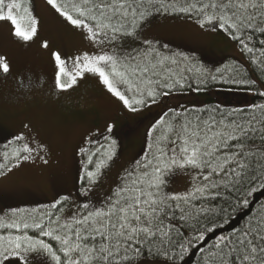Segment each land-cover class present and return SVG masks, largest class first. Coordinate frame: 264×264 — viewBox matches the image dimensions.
Here are the masks:
<instances>
[{
  "label": "snow or ice",
  "instance_id": "snow-or-ice-1",
  "mask_svg": "<svg viewBox=\"0 0 264 264\" xmlns=\"http://www.w3.org/2000/svg\"><path fill=\"white\" fill-rule=\"evenodd\" d=\"M43 5L92 49L71 57L51 53L57 91L91 78L131 113L165 105L176 90L206 91L210 83L264 97V0H43ZM161 14L223 32L247 63L213 71L196 65L204 60L198 49L191 55L171 52L148 35ZM0 21L9 24L16 42L39 34L35 0H0ZM49 46L43 41L42 47ZM10 70L0 53V74ZM115 136L108 123L104 143L89 135L74 150L82 164L79 203L65 195L45 211L14 208L0 215V257H15L14 264H185L195 248L197 264H264V211L254 209L250 199L264 191V104L238 113L165 105L147 129L146 147L101 195L95 189L118 158ZM13 143L18 146L9 151ZM0 151V177L24 162L48 163L47 145L23 133ZM176 175L191 177L183 193L169 190Z\"/></svg>",
  "mask_w": 264,
  "mask_h": 264
},
{
  "label": "rangeland",
  "instance_id": "rangeland-1",
  "mask_svg": "<svg viewBox=\"0 0 264 264\" xmlns=\"http://www.w3.org/2000/svg\"><path fill=\"white\" fill-rule=\"evenodd\" d=\"M35 9L40 17L39 34L28 43L10 39L9 24L0 21V53L6 55L11 69L8 75L0 74V150L13 136L23 133L47 145L48 163L39 159L24 162L10 175L0 177V215L10 214L14 208L29 212L65 195L79 203L83 199L78 180L82 164L74 150L84 146L89 135L101 137L104 143L106 125L111 123L116 133L113 138L118 142V158L95 189V193L102 195L146 147L147 129L162 107L202 104L201 98L192 92L173 94L165 105L131 113L91 78L80 80L78 86L67 91H57L51 53L58 51L71 57L92 49L77 30L47 12L43 0H35ZM148 35L157 37L156 43H167L169 49L186 55L193 54L190 50L195 48L199 50L196 55L202 53L208 61L230 55L247 63L237 43L223 32L201 29L183 18L158 15ZM45 40L50 45L47 49L42 47ZM25 124L29 127L25 128ZM17 146L13 143L8 150ZM190 181V176L176 175L169 181V190L183 193ZM15 260L2 258L0 264H14Z\"/></svg>",
  "mask_w": 264,
  "mask_h": 264
},
{
  "label": "trees",
  "instance_id": "trees-1",
  "mask_svg": "<svg viewBox=\"0 0 264 264\" xmlns=\"http://www.w3.org/2000/svg\"><path fill=\"white\" fill-rule=\"evenodd\" d=\"M171 52L179 53L174 50H171ZM166 54H171V53L166 52ZM187 55H191V54H187ZM237 61L239 60L230 55H223L221 57L212 59V61H208L205 58L203 61H200L198 59L197 61H195V63L197 66L202 65L203 67L213 71L215 70V68L218 67L221 69V71L228 72V70L239 67ZM240 70L241 72H243L242 68ZM206 88H207L206 91H201V92L188 91L187 89H185L183 92L176 90L174 94H184V93L192 92L198 95L201 98L202 104L194 105L197 109V112L199 111L200 106H203L209 109L219 108L224 113H229V112L238 113L245 109H250V106L264 104V97L256 95L254 91H250L242 87H237L236 85H228V84L221 85L216 83H210L206 86ZM215 92L220 93L219 96H217L216 94H212ZM218 97L221 98L219 99ZM185 107L189 109L193 108V106H185ZM156 118H158V116ZM117 149H118V143H117ZM86 159L87 158H85V160ZM250 199H254L256 201V203L253 205L254 209L264 211V209L260 208L261 205H264V191L255 192ZM45 206H40L37 207L36 209L38 211H45L47 210ZM31 210H29V212ZM232 223L234 224L235 220H233ZM231 226L232 225L230 224H226L225 228H229ZM211 240L212 237L211 235H209L208 242L211 243ZM1 259L2 257H0V260ZM199 259H200L199 254L197 252V249L195 248H193L184 257L185 264H197Z\"/></svg>",
  "mask_w": 264,
  "mask_h": 264
}]
</instances>
